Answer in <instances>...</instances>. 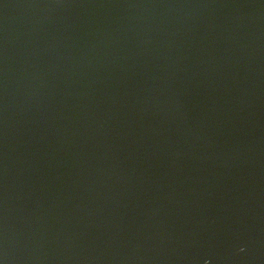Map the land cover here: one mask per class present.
<instances>
[{
    "label": "water",
    "instance_id": "95a60500",
    "mask_svg": "<svg viewBox=\"0 0 264 264\" xmlns=\"http://www.w3.org/2000/svg\"><path fill=\"white\" fill-rule=\"evenodd\" d=\"M0 264H264V0H0Z\"/></svg>",
    "mask_w": 264,
    "mask_h": 264
}]
</instances>
